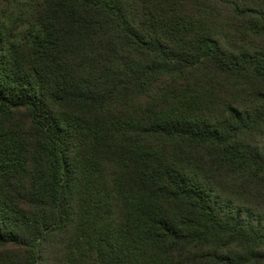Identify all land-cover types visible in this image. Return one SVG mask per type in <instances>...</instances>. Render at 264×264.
Returning <instances> with one entry per match:
<instances>
[{
  "label": "trees",
  "instance_id": "trees-1",
  "mask_svg": "<svg viewBox=\"0 0 264 264\" xmlns=\"http://www.w3.org/2000/svg\"><path fill=\"white\" fill-rule=\"evenodd\" d=\"M0 264H264V0H0Z\"/></svg>",
  "mask_w": 264,
  "mask_h": 264
}]
</instances>
